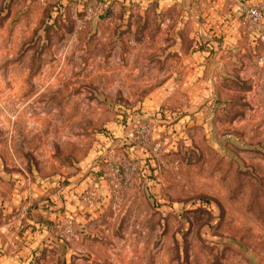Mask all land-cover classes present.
I'll list each match as a JSON object with an SVG mask.
<instances>
[{
    "label": "rangeland",
    "instance_id": "374dc122",
    "mask_svg": "<svg viewBox=\"0 0 264 264\" xmlns=\"http://www.w3.org/2000/svg\"><path fill=\"white\" fill-rule=\"evenodd\" d=\"M150 1L0 0V207L8 173L23 193L14 207H29L7 237L45 216L30 207H63L58 172L100 212L50 210L26 264H264V64L232 95L154 114L143 99L181 79L165 56L198 8Z\"/></svg>",
    "mask_w": 264,
    "mask_h": 264
},
{
    "label": "crops",
    "instance_id": "0c3cea01",
    "mask_svg": "<svg viewBox=\"0 0 264 264\" xmlns=\"http://www.w3.org/2000/svg\"><path fill=\"white\" fill-rule=\"evenodd\" d=\"M195 1L194 4L198 8L196 12L191 8L187 9L188 13H181L183 17L181 29L179 27L176 33L173 31L175 47L171 46L168 50L169 57L165 56L164 61V64H168L175 56L182 68L181 79L177 81V84L173 78L167 79L161 86L151 90L148 96L143 99V104L148 106L154 114L160 108L181 109L180 111L190 112L188 108L191 107L190 104H194L192 99L202 102L203 98L210 94L228 93L232 95L234 91L230 86L239 79L238 75H245V78L253 82V78L257 74L255 60L264 52V44L260 43L253 34L247 37L244 35L239 7L235 4L230 5L227 0ZM241 1L247 6H255L264 2V0ZM150 2L154 4L156 12L160 11L164 14L175 10L187 0H151ZM193 15L196 19L193 18ZM261 80L264 82V69L261 73ZM89 164L91 165L90 161L86 165ZM57 174L61 176H58L59 179L56 177L54 181L66 180L63 181L64 184L56 182L53 184L58 188L57 193L64 190L63 199H59L60 206L63 207H40V205L30 207L32 212L35 211L39 216L45 213V216L41 217L42 219L35 217L32 220L28 216L29 220L20 222L12 240L10 235L7 239L6 233L9 229V225L5 224L7 219L19 209L26 211L29 207H16L18 206L16 203L23 198V193L18 187L14 188L13 173L4 176L5 190L8 193L4 195L7 203H4V207H0V235L1 233L6 234L0 238V264H26L29 261L32 254L30 248L33 249L32 246L40 241L34 234L41 232V229L44 231L45 226L51 224L45 223V218H54L53 214L49 215L50 210L61 208V211H64L68 216H80L79 219L82 222L90 221L94 218L93 215L100 213L97 211L98 208L87 211L79 207L78 190L85 184L82 183L79 187L77 183L70 185L69 183L73 179L72 175H68L69 177L63 175L62 177V173L58 172ZM89 176L91 177V173ZM43 191H45L43 186L35 187L34 201L41 202ZM40 194L41 196L37 197ZM97 215L95 218L98 217ZM35 227L39 228L38 232H34ZM28 232L29 235L33 233L32 238L28 237Z\"/></svg>",
    "mask_w": 264,
    "mask_h": 264
},
{
    "label": "built area",
    "instance_id": "2783aa9c",
    "mask_svg": "<svg viewBox=\"0 0 264 264\" xmlns=\"http://www.w3.org/2000/svg\"><path fill=\"white\" fill-rule=\"evenodd\" d=\"M230 4H235L239 7L241 16V23L244 30L249 35L257 37L258 41L264 44V3L255 6H247L241 0H227ZM260 64H264V52L258 56Z\"/></svg>",
    "mask_w": 264,
    "mask_h": 264
}]
</instances>
